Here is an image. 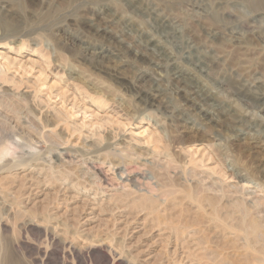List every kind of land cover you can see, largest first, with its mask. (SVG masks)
<instances>
[{
  "label": "rangeland",
  "instance_id": "rangeland-1",
  "mask_svg": "<svg viewBox=\"0 0 264 264\" xmlns=\"http://www.w3.org/2000/svg\"><path fill=\"white\" fill-rule=\"evenodd\" d=\"M0 264H264V0H0Z\"/></svg>",
  "mask_w": 264,
  "mask_h": 264
},
{
  "label": "bare ground",
  "instance_id": "bare-ground-1",
  "mask_svg": "<svg viewBox=\"0 0 264 264\" xmlns=\"http://www.w3.org/2000/svg\"><path fill=\"white\" fill-rule=\"evenodd\" d=\"M7 59V58H6Z\"/></svg>",
  "mask_w": 264,
  "mask_h": 264
}]
</instances>
